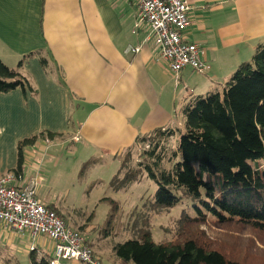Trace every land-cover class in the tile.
Masks as SVG:
<instances>
[{
    "label": "crops",
    "instance_id": "0c3cea01",
    "mask_svg": "<svg viewBox=\"0 0 264 264\" xmlns=\"http://www.w3.org/2000/svg\"><path fill=\"white\" fill-rule=\"evenodd\" d=\"M187 1L183 39L198 46L204 74L186 67L175 75L158 63L145 32L133 30L130 0H0V60L31 88L0 94V176L14 169L17 143L41 133L23 150L27 181L58 165L66 147L86 164L121 161L138 138L181 126L191 97L220 91L264 42V0ZM44 205L63 217L55 203Z\"/></svg>",
    "mask_w": 264,
    "mask_h": 264
},
{
    "label": "trees",
    "instance_id": "16d2710c",
    "mask_svg": "<svg viewBox=\"0 0 264 264\" xmlns=\"http://www.w3.org/2000/svg\"><path fill=\"white\" fill-rule=\"evenodd\" d=\"M16 89L31 91L19 71L0 60V94ZM181 115V126L156 129L133 147H146L138 167L156 186L153 204L182 206L181 224H237L264 235V42L220 91L191 97ZM43 135L17 143L11 172H21L24 148ZM112 253L123 264H241L193 235L155 243L149 231L113 246ZM31 260L50 264L51 258L31 254Z\"/></svg>",
    "mask_w": 264,
    "mask_h": 264
},
{
    "label": "rangeland",
    "instance_id": "374dc122",
    "mask_svg": "<svg viewBox=\"0 0 264 264\" xmlns=\"http://www.w3.org/2000/svg\"><path fill=\"white\" fill-rule=\"evenodd\" d=\"M143 148L127 151L121 161L104 158L86 164L88 159L73 157V149L66 147L58 165L44 164L36 176L42 179L38 200L61 209L60 219L82 235L101 264H123L114 257L113 246L135 239L143 231H149L155 243L193 235L241 264H264L263 234L237 224H181L182 206L165 209L154 205L156 186L138 167ZM1 229L0 264H32L31 254L36 259L53 258V249H42L36 239L6 235Z\"/></svg>",
    "mask_w": 264,
    "mask_h": 264
},
{
    "label": "built area",
    "instance_id": "2783aa9c",
    "mask_svg": "<svg viewBox=\"0 0 264 264\" xmlns=\"http://www.w3.org/2000/svg\"><path fill=\"white\" fill-rule=\"evenodd\" d=\"M130 1L138 9L133 30L145 32L144 42L157 49L158 63L175 75L186 67L199 74L208 70L200 60L198 46L183 39L191 23L187 0ZM128 52L136 54L139 48L129 47ZM25 169L23 165L17 175L9 172L0 176V224L3 229L32 240L36 237L49 240L53 246L50 264H101L93 258L82 235L68 228L55 212L38 200L39 178L27 181Z\"/></svg>",
    "mask_w": 264,
    "mask_h": 264
}]
</instances>
